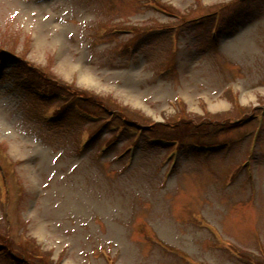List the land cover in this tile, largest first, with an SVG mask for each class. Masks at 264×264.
I'll return each instance as SVG.
<instances>
[{
    "label": "rangeland",
    "instance_id": "obj_1",
    "mask_svg": "<svg viewBox=\"0 0 264 264\" xmlns=\"http://www.w3.org/2000/svg\"><path fill=\"white\" fill-rule=\"evenodd\" d=\"M0 59L17 264H264V0H0Z\"/></svg>",
    "mask_w": 264,
    "mask_h": 264
}]
</instances>
